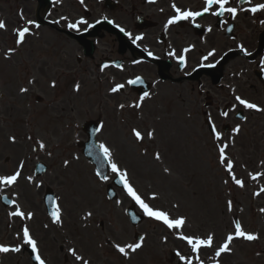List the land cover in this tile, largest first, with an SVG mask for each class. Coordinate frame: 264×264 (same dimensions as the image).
Listing matches in <instances>:
<instances>
[{"label":"rangeland","instance_id":"obj_1","mask_svg":"<svg viewBox=\"0 0 264 264\" xmlns=\"http://www.w3.org/2000/svg\"><path fill=\"white\" fill-rule=\"evenodd\" d=\"M0 14L2 17H6L9 14L8 7L5 5V0H0ZM10 36L5 34V31L0 30V47L4 50L6 44L10 43ZM30 46L29 52L26 51V47ZM43 51L38 47L37 42L33 40L32 43L29 41L19 49L21 56L20 60V71L19 76L15 78L11 77V66L16 62V60H11L6 62L3 58L0 59V116L1 122L7 120L5 123L7 127L8 134L15 137V139H24L23 143L11 144V149L7 152L12 153V149L18 151L15 158H18L20 153L29 155L32 151L34 141L31 140V134L42 139L47 144V150L52 153L51 157H48V153H44L48 161L51 164H59L62 162L63 155L68 149V144L72 143L74 137H77V133H81L80 125L82 120L89 117L91 114H96L97 108H92V103L94 98H86L82 103H79L74 110L71 112L70 120L67 121L62 118H58L54 115L57 111V106H55L50 111L47 110L49 103L52 105H57L55 101V96L52 94L49 88H42L39 84H32L29 89L25 87L26 78V61H36L37 58ZM24 63V64H23ZM35 76H38V72L34 70ZM22 84L27 91L21 92L18 90L19 86ZM182 89L185 90L183 85ZM180 86L173 85L171 83L159 85L155 94L148 97L143 101L142 104V117L145 114V119L135 120L136 114L134 110L130 109V116H126L129 122L135 121L136 124H130L128 126L122 124L120 129L116 132L123 135L129 143H131V154H125L123 150L118 154L121 162L126 165L125 168H130L134 177H136V167H140L142 170L149 172L154 181L159 182L168 194L171 195H183L185 188L183 187V175L188 172L192 176V186L189 188V195H196L197 192V175H203L208 172L204 165L208 162H213L211 154L202 153L200 154V146L197 144V124H190L187 128L183 126L178 121L169 120L167 118L153 119L155 114H152L154 107L157 104H164V95L168 93L172 94L174 88H179ZM12 91L15 95H11ZM40 94L45 97V102L43 104L37 105L34 103L35 94ZM6 100L13 101L7 102ZM12 103L18 104L20 107L19 111L14 114L15 119H10L4 114V105L11 106ZM11 111V107L10 110ZM14 112V108H12ZM119 114L123 115L122 110H119ZM66 125L69 128H66ZM107 127V126H106ZM136 127L143 133H152L149 139H144L141 143H136L130 134V128ZM78 128V129H77ZM30 136V139L27 137ZM1 140L0 155H6L5 149L3 148V142ZM59 143V144H58ZM24 146L27 147L24 149ZM155 150L160 151L156 153ZM81 167L77 170H82L81 172L75 171L74 174L78 173H88L93 181V184H98L93 176L89 174L88 168L84 166L81 162H78ZM87 170V171H84ZM167 170L169 173H167ZM10 171V170H9ZM86 177V175H85ZM147 179L142 175L139 178V188H147ZM87 182H90L87 178ZM83 179L77 181V186L81 189L78 191L81 197L84 199L82 202L77 203V207H81L84 203L91 204L95 209H98L100 213L98 215H93V219H88L82 221V223H87L86 228H96V223L99 216L103 215L106 219V214L116 216L117 211H119L117 205H108L106 201L98 196V189L93 186V192L95 196L91 200L90 193L85 191L86 185ZM141 189V188H140ZM78 209V208H77ZM90 224V226H88Z\"/></svg>","mask_w":264,"mask_h":264},{"label":"snow or ice","instance_id":"obj_2","mask_svg":"<svg viewBox=\"0 0 264 264\" xmlns=\"http://www.w3.org/2000/svg\"><path fill=\"white\" fill-rule=\"evenodd\" d=\"M148 2L154 3L155 0H148ZM229 2H230V0H205V7L203 8V12L182 11L180 8L176 7L175 4H173L172 7H173L174 11L176 12V15L171 17L168 20V25L174 24L180 20H187L189 18L195 19L196 17L201 16L203 13H207L210 10V8H212V6H214V5H218V11H213L212 12L213 15H222L224 12H228V13L232 14L234 17L237 13V9L234 7H226V5L229 4ZM81 3H83V0H81ZM261 10H264V4H257L255 6H252L250 9H248V11H251L252 13H256V12L261 11ZM28 23L33 24L34 21H29ZM81 23H86V21L80 20L75 24H69V28L78 29V24H81ZM97 23H100V21H97ZM108 23H112V21H108ZM5 27H6V25H5L4 21L0 20V29H4ZM37 27H38V25H37ZM89 27H92V25H89ZM166 27H167V25H166ZM120 31L123 32L124 29L121 28ZM28 32H29V28H27V27H24L18 31V39L16 41L17 44H20L24 41L25 36ZM135 39L139 40V39H141V37L138 36ZM133 42H135V41H133ZM11 51H13V49L9 50V52H11ZM185 51H188V50L185 49ZM172 54L173 53H170V55H172ZM212 54L213 53L210 52L209 56H211ZM149 55H151V53H149ZM179 59L182 63L184 60V57L181 56V57H179ZM204 59H207V57H204ZM139 79L140 78L138 77L136 80L128 81V83L129 84H135V83L139 82ZM78 87L79 86L77 85V89H78ZM122 87H123V85H117L115 88L112 89V91H114V92L118 91ZM25 91H27V89L21 88V92H25ZM146 96H148L147 92L144 93V97H146ZM144 97H141V99H143ZM236 99L239 101L240 104L244 105V107H246V108L255 109L256 111L262 110L256 104L250 103V102L242 99L239 96L236 97ZM139 106H140L139 104L136 105V107H139ZM121 107H123V105H121ZM224 115H227V113H224ZM96 131H100V128H97ZM234 131H239V129L238 128L234 129ZM213 132L215 133L216 138L219 139L220 138L219 133L215 132V128H213ZM133 134L137 140L143 139L141 133L135 129H133ZM148 136L151 137L152 133L149 132ZM39 147L41 149H43L45 147V145L41 142V143H39ZM99 149L103 153L104 158L106 160H109L112 172L120 177V181L124 185V188L127 191L128 195L140 206V208L143 210L145 215H147L148 217L153 218L157 221L163 222L169 229H174V228L178 229V228L182 227V225L185 222L183 218H178V219L169 218L168 213L161 211V210H154L147 203H145V201L137 194V192L134 190V188L129 184V182L127 180L126 172L120 170L118 168L117 164L111 163L112 153H111L110 149L103 143H101L99 145ZM220 156H221V161L223 162L225 160L223 147L220 148ZM65 163L67 164V161ZM22 166L23 165L21 164V167ZM227 170L229 171V173H231L232 164L230 161L227 164ZM97 175H100V173H97ZM259 175H261V174L257 173L256 175H252V179L255 180L257 178V176H259ZM20 176H21V172L19 170H17L15 173H13L11 175L0 176V186L10 187L18 181V178ZM100 178L102 180L108 179L107 176H100ZM232 178L238 186L243 187V182L241 180L236 179L235 176H233ZM28 179H29V181H31L32 178L28 177ZM261 191L264 192V189H261ZM256 194L258 195L259 193H256ZM8 202L14 203V201H8ZM229 209L231 210V202H229ZM261 211H264V209H262ZM52 215H53L54 222L59 223V221H60L59 210L57 209V211H54L52 213ZM89 215H91V214L89 213ZM10 216L20 217L21 219H25V218L31 219L32 213L26 214L17 206L16 210L10 213ZM235 238H243V239H246L248 241H252V240L257 239L258 237L254 234L246 233L242 229L241 224L239 222H236L234 234H229L226 237L224 243L222 245H220L218 247V249L216 250L215 255L217 257H219L222 253L230 252L231 251L230 244ZM140 239L142 241L143 237H141ZM181 239L186 240V242L191 246L192 251L194 253L198 252L202 247H209V248L212 247L213 242H214V237L212 235H208L206 238L182 236ZM23 243L25 245H28L31 247L32 252L35 254L34 259L38 262V264H45V261L43 259H41L40 255L38 254L37 243L31 237L29 229L27 226H25L23 228ZM141 246L142 245L140 242L128 244V245H124V246H121L119 244L115 245L117 250L121 254H124V255H127L126 249L131 250L132 252H135ZM20 251H21L20 246L9 247V246H5V245L0 244V253L20 252ZM69 251L72 252V255L75 256L76 260L82 259V257H80L79 255H76L75 250L70 249ZM177 255L180 256L181 260L186 259L183 255H180V253H177ZM83 264H88V261L84 260ZM187 264H192L191 259L187 260Z\"/></svg>","mask_w":264,"mask_h":264}]
</instances>
